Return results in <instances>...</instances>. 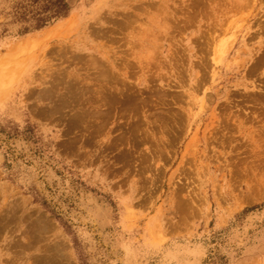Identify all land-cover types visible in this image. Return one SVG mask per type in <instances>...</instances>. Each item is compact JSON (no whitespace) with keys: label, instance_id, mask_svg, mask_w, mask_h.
<instances>
[{"label":"rangeland","instance_id":"rangeland-1","mask_svg":"<svg viewBox=\"0 0 264 264\" xmlns=\"http://www.w3.org/2000/svg\"><path fill=\"white\" fill-rule=\"evenodd\" d=\"M0 264H264V0H0Z\"/></svg>","mask_w":264,"mask_h":264},{"label":"bare ground","instance_id":"bare-ground-1","mask_svg":"<svg viewBox=\"0 0 264 264\" xmlns=\"http://www.w3.org/2000/svg\"><path fill=\"white\" fill-rule=\"evenodd\" d=\"M80 57H81V56H80ZM83 60H84V59H83ZM95 60H96V59H95ZM95 60H94V61H95ZM87 63H88V62H87ZM96 63H98L97 60H96ZM99 73H100V72H99ZM99 75H100V74H99ZM89 88H90V87H89ZM91 89H92V88H91ZM88 92H90V91H88Z\"/></svg>","mask_w":264,"mask_h":264}]
</instances>
